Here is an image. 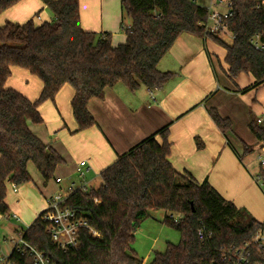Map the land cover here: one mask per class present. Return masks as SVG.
<instances>
[{
	"label": "trees",
	"instance_id": "16d2710c",
	"mask_svg": "<svg viewBox=\"0 0 264 264\" xmlns=\"http://www.w3.org/2000/svg\"><path fill=\"white\" fill-rule=\"evenodd\" d=\"M22 1L0 0V16ZM41 2L52 13L51 21L0 25V216L11 215L9 185L33 182L29 165L37 168L47 184L65 163L31 131L30 123H43L39 108L54 101L67 85L75 91L72 108L77 132L93 127L96 123L88 104L103 99L107 89L123 84L132 92L142 87L155 90L172 79L174 74L161 72L158 66L185 34L211 38L222 47L232 80L241 74L252 75L256 83L244 93L264 85V53L252 44L257 36L264 41L260 0H232L233 17L228 23L235 39L230 43L206 31L209 10L195 1L122 0L124 17L131 26L123 25L126 42L117 47L110 34L82 28L79 0ZM14 67L41 80L38 100L33 102L7 88ZM210 113L223 133L232 130L229 119L216 110ZM250 129L264 150V120L253 118ZM168 131V127L162 129L120 156L101 173L98 189H81L69 196L67 205L82 214L93 230L80 232L77 249L64 252L57 248L47 233L43 213L22 232L25 241L56 264H146L133 250L136 233L152 212L164 211L163 223L178 231L181 239L177 245L168 244L165 253H156L152 264H233L225 255L246 248L248 264H264V247L254 244L264 224L225 199L209 182L199 183L190 174L177 172L169 161ZM244 148L245 154L253 152ZM259 178H264L262 166ZM201 229L211 237L200 240ZM10 262L34 264L31 256L17 251Z\"/></svg>",
	"mask_w": 264,
	"mask_h": 264
},
{
	"label": "crops",
	"instance_id": "0c3cea01",
	"mask_svg": "<svg viewBox=\"0 0 264 264\" xmlns=\"http://www.w3.org/2000/svg\"><path fill=\"white\" fill-rule=\"evenodd\" d=\"M79 3L85 31L110 34L114 47L126 42L123 25L130 27L131 23L124 17L122 0ZM197 4L209 10L205 4ZM216 10L220 8L212 9ZM31 19L40 25L51 21L53 15L41 0H24L0 16V25L23 24ZM225 58L226 51L211 38L182 35L158 66L161 72L174 74L165 86L155 90L142 87L136 92L123 84L107 89L103 99L95 98L88 104L96 125L78 132L72 108L75 91L69 85L63 87L54 101L39 108L43 123H30V129L65 163L47 184L39 171L36 176L31 174L29 165L33 182L17 189L9 185L13 200H7V204L11 216H18L12 220L21 221L24 207H29L35 221L50 198L67 193L72 183L77 189L87 188L120 156L168 127L169 161L175 170L190 174L199 183L209 182L225 199L264 224L263 182L255 167V152L245 154L244 148L259 145L250 124L253 118H264V85L244 93L254 86L255 78L241 74L232 80ZM6 86L33 102L43 90L41 80L17 67L12 69ZM211 110L231 121L230 132L225 134L217 127ZM81 162L89 166L85 180L78 176ZM24 230L15 231L18 234Z\"/></svg>",
	"mask_w": 264,
	"mask_h": 264
},
{
	"label": "built area",
	"instance_id": "2783aa9c",
	"mask_svg": "<svg viewBox=\"0 0 264 264\" xmlns=\"http://www.w3.org/2000/svg\"><path fill=\"white\" fill-rule=\"evenodd\" d=\"M231 2L232 0H218L215 6L209 9V16L205 22V29L208 33L213 35L228 34L232 40L235 39V35L229 31L228 23V21L233 17ZM260 4L264 5V0H260ZM217 7H223L226 11H212V9ZM252 44L257 51L264 53V41L261 40L259 36L252 40ZM259 123H261V121H259ZM262 152L263 154L259 156V160L264 169V150H262ZM88 172L89 166L87 162H81L78 167L79 178L85 180ZM58 183H61V180H58ZM12 186L17 189L15 185ZM81 189L85 190L86 187L77 189L75 188V184H70L68 188L69 191L67 193H58L47 201V208L43 212L42 219L47 224V233L50 235L57 248L64 252H68L79 247V234L83 229L92 230L88 220L82 214L72 210L66 203L72 193ZM10 217L18 219V216L10 215ZM0 218H2V216H0ZM6 218L8 219L9 217ZM171 218L176 223L180 220L175 216H171ZM198 236L200 240H206L211 237V234L207 233L205 229H201ZM11 242L14 245V248L8 256L3 255L2 248L0 247L1 264H13L10 262V257L14 251H17L22 255L28 254L33 258L34 264H56L52 262L45 253L39 252L29 245L25 241L22 232L18 233L17 238H12ZM254 244L258 247H264V231H260L256 234ZM225 259H228V261L233 264H248V248L229 252L225 255Z\"/></svg>",
	"mask_w": 264,
	"mask_h": 264
},
{
	"label": "rangeland",
	"instance_id": "374dc122",
	"mask_svg": "<svg viewBox=\"0 0 264 264\" xmlns=\"http://www.w3.org/2000/svg\"><path fill=\"white\" fill-rule=\"evenodd\" d=\"M199 4H205L209 9L215 6L218 0H192ZM204 5V6H205ZM221 11H226L223 7H220ZM222 40L232 42V39L228 34L219 35ZM264 120V118L262 119ZM260 144L254 147L253 152H255L253 158L255 160V167L258 171H261V162L259 160V155H262V149L258 148ZM31 174L37 175L38 170L32 164L30 166ZM76 178L75 180H77ZM264 187V178L262 179ZM29 185V184H27ZM79 184L77 183V186ZM102 185V179L98 176L95 180L90 182L85 189V191H91L92 189H98ZM15 199V198H14ZM7 200H13L12 193H8ZM23 213V218L21 221L17 222L11 220L8 222L6 217L0 218V247L2 248L3 255L10 254L13 250L14 245L11 242L12 238H17L18 234L16 229H28L33 221L34 215L31 208H25ZM13 215V214H12ZM166 218V212L164 211H154L151 213V217L144 221L140 229L136 233V241L133 244V250L136 252L138 257L145 261L146 264H152L156 253H165L168 244H179L181 235L178 231L165 225L164 219ZM1 257V256H0ZM1 264V263H0Z\"/></svg>",
	"mask_w": 264,
	"mask_h": 264
},
{
	"label": "water",
	"instance_id": "95a60500",
	"mask_svg": "<svg viewBox=\"0 0 264 264\" xmlns=\"http://www.w3.org/2000/svg\"><path fill=\"white\" fill-rule=\"evenodd\" d=\"M258 148H260V149H263V145H262V144H260V146H259Z\"/></svg>",
	"mask_w": 264,
	"mask_h": 264
}]
</instances>
